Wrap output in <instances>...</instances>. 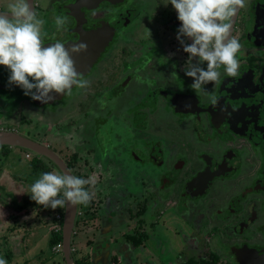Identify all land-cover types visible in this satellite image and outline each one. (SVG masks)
Returning <instances> with one entry per match:
<instances>
[{
    "label": "flooded vegetation",
    "instance_id": "1",
    "mask_svg": "<svg viewBox=\"0 0 264 264\" xmlns=\"http://www.w3.org/2000/svg\"><path fill=\"white\" fill-rule=\"evenodd\" d=\"M77 1L31 0L38 17L45 21L44 44L76 42L79 32L115 27L111 43L81 77L89 81L88 87H73L62 101L37 107L31 96L9 84L10 70H2L5 75L0 80V95L18 91L23 98L0 119H8L19 109L20 114H35L46 126L65 123L81 129L75 131L79 136L75 153L96 175L101 171L96 137L105 122L103 117L113 111L116 117L112 119L122 120L127 112L126 132L119 129L120 137L126 136L120 147L124 158L135 162L134 172L148 175L151 189L138 197L143 205L142 211L134 215L135 222L147 225L138 232V247L143 248L156 229L164 232L160 222L163 215L166 221L184 223L189 230L191 242L185 240L181 229L173 227L174 235L184 238V251L191 252L185 260L184 251L179 252V264H264V0H247V6L234 18L231 35L243 46L238 56L241 67L238 77L224 74L218 86H205L214 92L216 105L190 87L193 81L184 73L188 54L176 38L181 23L170 0H122L118 4L103 3L95 9L89 5L88 9L74 7ZM0 12H6L1 5ZM56 15L68 17L67 31H57ZM142 55L143 63L137 60ZM133 63L136 65L131 67ZM168 64L173 66L169 73ZM173 72L177 79L170 78ZM148 81H153L154 86L148 88ZM102 97L105 108L100 104ZM86 100L82 109L88 106L87 110L81 114L74 105ZM61 112L68 114L52 115ZM76 117L77 122L71 124ZM128 128L134 131L130 140ZM114 131L109 134L115 140L119 134ZM15 133L36 141L30 138L31 132L25 136ZM40 134L47 136L42 131L37 138ZM46 146L53 151L51 145ZM140 187L144 191L147 188L143 182ZM153 207L160 208L158 215L153 221H144L147 208L151 211ZM135 225L139 230L140 224ZM204 233L213 238L204 240ZM194 244L198 249L194 250Z\"/></svg>",
    "mask_w": 264,
    "mask_h": 264
},
{
    "label": "rangeland",
    "instance_id": "2",
    "mask_svg": "<svg viewBox=\"0 0 264 264\" xmlns=\"http://www.w3.org/2000/svg\"><path fill=\"white\" fill-rule=\"evenodd\" d=\"M130 1L132 0H129V2ZM8 3L9 0H0V5L6 11ZM124 10L125 7L121 9L122 14ZM137 60H141L143 63L144 56H140ZM135 63H133L131 67H134L136 65ZM166 69L169 73V70L173 69L172 64H168ZM2 70L5 72L9 71V69L0 66V80L2 76L5 75L2 74ZM220 71L223 73L224 69L221 68ZM134 73L137 74V71ZM162 81L166 80L163 79ZM154 82L148 81V88L149 86L150 88L151 86H154ZM207 86H209V84L206 85V87ZM1 91L2 89L0 88V93ZM22 98L23 93L18 91H14L11 94H1V117L7 116L9 110L13 109V107L17 105L18 101ZM102 98L103 99L100 100V104L104 101V97ZM84 102L88 103V100L77 102V104L74 105L76 106V111L81 112V114H83L88 107L86 106L84 110L82 109V106L85 105ZM102 105V107L105 108V103ZM5 112L7 114H2ZM111 112H109L110 116L103 117L105 122L97 131L96 138L99 149V162H101V171H97L96 175L92 174L93 171L90 166L83 162L82 159L78 161V170L77 168L75 170V173H77L80 178L92 179L94 181L93 185H86V189L95 193L93 200L87 206L77 205L76 220L79 221L81 217H83L82 215L84 213V217H94L91 221H95V219H97V222L99 220V226L101 228L105 229L108 224L111 225L113 235H111L109 239L102 241L104 247H108L110 253L107 264H179L180 260H178L177 255L179 252L184 251V238L185 240L190 241V236H188L187 233L189 230L185 227L184 223H176L175 220H172L170 223L168 220L166 221L163 215H160V222L164 225V232L160 233L156 229L154 233H151L148 242H146L143 247L146 250H143L142 247H138L133 243L132 238H139L140 235H138V232L143 229L145 230L144 227L147 226L145 222V225H141L140 220H136V222L140 225L137 227L139 230L135 228V212L139 214V212L142 211L140 207L143 205V201H138V197H143V194L150 193L151 189L147 184L148 181L146 177L148 175H141L138 172H134L133 165L135 162L129 159L126 160L123 156L122 147H120V145L125 141L126 136L123 134L120 137L119 129H122L124 133L126 132L125 123L128 121L125 119L128 116L127 112L124 113L122 120H120L119 117H117V120L112 119L116 116L113 111ZM67 114L68 112H61L59 114L53 113L52 115L55 117H63ZM33 115H28L27 113L20 114L19 109H16L13 116L10 115V117L6 120L2 118L0 119V133L16 134L15 132L18 131V133L25 136L27 132H31L29 133L30 138L34 137L33 139L36 141L40 140L39 142H42L45 145H51L53 150H58L59 157L62 155L68 157L70 153L75 152V146L79 142V136L76 135L75 131L78 133L81 129L77 128V130H75L74 126L71 125L68 127L65 123H62L63 121L60 122L62 124L58 125V127L55 126L56 128L52 127V125L46 126L36 119L35 114ZM37 117L39 119L40 115H37ZM82 118L83 116L81 115V119ZM77 119V117L72 119L71 124L77 122ZM49 129L52 130L50 133ZM46 130L48 131L46 132ZM112 130H117L116 133L119 134L115 140L114 136L109 134ZM42 131H45L47 136L40 134V139L37 138L38 133H42ZM128 131L129 137L127 138L130 140V136L134 135V131L130 128H128ZM70 137H72V139ZM85 148L87 149L88 146H85ZM62 150H66L67 152L65 153ZM112 155L119 157L112 158ZM102 158L106 159L103 160ZM86 159L90 164L89 157L86 156ZM44 162L47 161L44 160ZM29 164L30 156L23 149L9 147L8 151L3 152L0 147V258L7 260L4 254L9 251L11 253V260L8 264H21L24 261H26L25 264H65L62 260L61 253H55L48 245L49 235L52 231V227L54 226L49 222L52 218L50 215L51 212L48 213L40 210L41 205H38L31 199L30 187L43 173L38 171L32 173ZM50 167L53 169V172H57V170L52 166ZM90 174H92V178L89 177ZM99 174L102 175L99 176ZM141 182H143L148 189L146 188L145 191L142 190L140 187ZM99 183H101L100 186L101 188L103 187L104 190L100 189L101 191H97ZM10 193L14 196L15 200L13 199V196L8 197L11 195ZM23 198L30 200L27 208L25 210L15 211L11 206L13 205L11 199L16 203H21ZM147 203H149V201H147ZM93 204L95 206L99 205L100 207V210L98 208L94 214L92 213L91 207ZM95 206H93V208ZM137 206L138 208H135ZM158 209L160 208L153 207V210L150 211L147 208L148 211L143 216V220L146 222L149 220L153 221L154 217L158 215ZM79 212L80 215L78 214ZM111 214H114V216ZM8 217L11 218L8 220ZM13 218H16V222L12 221ZM91 221H88V223L90 224ZM122 221L127 222V224H130L131 226H123ZM88 223H84V229H82L84 235L91 238L94 230L88 229ZM77 225V227L80 226V221ZM132 226H134V230L132 229ZM175 226L183 231V239L174 235L173 227L175 228ZM123 231L128 235L133 233L132 235L134 236L130 239L129 237H124ZM98 234H100V236ZM95 236L97 238L101 237V230H98L97 233H95ZM75 238L76 237L74 236L72 237V243L74 240L75 242L78 240L79 243L80 241H83L82 236L77 239ZM210 238L213 237H210L209 234L205 235L204 233V240L208 241ZM196 239L202 242V238L199 236H197ZM194 246L196 247L194 250L198 249L195 244ZM75 247L78 248L80 245L77 247L75 243ZM94 248L96 249L95 245L92 246L91 249L89 248V250L83 249V251L79 254L77 252L76 253L77 255L88 253L91 257L92 250ZM182 253L184 260L191 254L189 251H184ZM83 264L92 263L84 260Z\"/></svg>",
    "mask_w": 264,
    "mask_h": 264
},
{
    "label": "clouds",
    "instance_id": "3",
    "mask_svg": "<svg viewBox=\"0 0 264 264\" xmlns=\"http://www.w3.org/2000/svg\"><path fill=\"white\" fill-rule=\"evenodd\" d=\"M169 3L181 23L176 38L188 54L189 64L184 73L193 81L190 87L216 105L214 92L205 86H218L224 74L239 76L238 56L242 55L243 46L231 35L232 21L247 6V0H170ZM44 23L30 0H9L7 11L0 12V66L10 70L9 84L20 87L33 100L47 103L54 99L52 93L71 94L73 87L86 89L89 81L81 78L73 60L74 55L87 51V45L80 43L69 49L58 41L45 47ZM54 23L57 31H67V16L56 15ZM185 38L192 43H186ZM221 68L223 73L219 71ZM170 78L178 77L173 72ZM93 184L92 179L70 173L45 172L31 185V199L52 210L66 205L87 206L95 193L87 190L86 185ZM0 264L8 262L0 258Z\"/></svg>",
    "mask_w": 264,
    "mask_h": 264
},
{
    "label": "water",
    "instance_id": "4",
    "mask_svg": "<svg viewBox=\"0 0 264 264\" xmlns=\"http://www.w3.org/2000/svg\"><path fill=\"white\" fill-rule=\"evenodd\" d=\"M121 2L122 0H79L76 2L74 7L77 6V7H82L83 9H88L90 6H92L90 8L95 9L97 6L103 3L118 4ZM232 24L234 25V19L232 21ZM79 34H80V38L78 41L64 43V45L69 49L72 46L78 45L80 43H85L87 45L86 52L73 56V60L77 68V71L81 74V77H83L85 74H87L90 71L93 64H95L98 61L99 57L105 51L106 47L109 45V43H111L115 34V27L102 26L99 27V29H96L92 32H86V33L79 32ZM49 44H45V47H47ZM51 95L54 96V99L48 101L47 103H42L41 101L33 100V99H32V103L37 107L43 106L45 104L51 105L54 102L62 101V98L65 94L59 95L52 93ZM239 98L243 99L245 97L241 96ZM2 135H7L8 139H4ZM2 146L26 149L32 152L33 154L42 156L47 160L51 161L58 168L61 174L70 173L66 168L65 164L53 151H51L46 145L41 144L37 141H33L31 139L13 133H0V147ZM76 214H77V205L75 206L66 205L64 207L62 228H61V235H62L61 244H62V255L65 264H73V260L71 258L70 245H71L72 233L74 228V222L76 220Z\"/></svg>",
    "mask_w": 264,
    "mask_h": 264
},
{
    "label": "trees",
    "instance_id": "5",
    "mask_svg": "<svg viewBox=\"0 0 264 264\" xmlns=\"http://www.w3.org/2000/svg\"><path fill=\"white\" fill-rule=\"evenodd\" d=\"M3 114V113H2ZM1 116V115H0ZM23 122H25V121H23ZM2 148V150H3V152H6V151H8V148L7 147H1ZM51 148H52V146H51ZM5 149V150H4ZM27 154H29V156H30V168H31V172L32 173H35L36 171H38V172H41V173H45V172H53L52 170V168L50 167V166H52L54 169H56L57 170V172L58 173H61L59 170H58V168L51 162V161H49V160H47L46 158H44V157H42V156H39V155H36V154H33L32 152H30V151H28V150H26V149H23ZM53 150V149H52ZM54 151V153L55 154H58V156H59V153H58V150L56 151V150H53ZM63 151V150H62ZM63 152H67L66 150H64ZM63 152H61V153H63ZM61 158H62V160L64 161V163H65V166H66V168L68 169V171L72 174V175H75V176H77V177H80L79 175H77V173H75V170H76V168H77V170H78V161L81 159V157L79 156V153H70L69 155H68V157H66V156H64V155H62L61 156ZM44 160L45 161H47V162H44ZM77 172V171H76ZM37 176V175H36ZM11 194V193H10ZM12 197L13 195L11 194V195H9L8 197ZM13 199L15 200V198H14V196H13ZM14 200H12L11 199V201H12V203H13V205H11L13 208H14V210L15 211H21V210H25L26 208H27V205L29 204V202H30V200L29 199H25V198H23V200L21 201V203H16ZM41 209L40 210H43V211H46V212H48V213H50L51 212V216H52V218L50 219V224H52V225H60L61 226V228H62V219H63V213H64V208H62V209H56V210H52L51 208H45L44 206H42L41 205V207H40ZM56 215H59L60 216V220H57L56 218H55V216ZM83 217H81V219L79 220L80 221V225L82 224V221L84 220L85 221V217H84V215H82ZM11 217H8V220L10 219ZM12 221L13 222H16V218H13L12 219ZM79 221H77V220H75V222H74V227L77 225V223L79 222ZM72 237H73V235H72ZM131 237H133V236H130L129 237V239L131 238ZM132 240H133V243H134V245H139L140 244V237L139 238H137V237H134V238H132ZM61 242H62V235H61V230L60 231H58V232H55V231H51L50 232V235H49V241H48V245H49V247L53 250L54 249V247L56 246V245H58V244H61ZM71 244H72V239H71ZM55 252V251H54ZM55 253H57V252H55ZM60 254V253H59ZM6 257V261L8 262V263H10V260H11V253L8 251V252H6L5 254H4ZM61 257H62V260H63V262L65 263V261H64V258H63V255L61 254ZM71 258H72V260H73V264H83V261L79 258V257H77V255H76V253L75 254H73V253H71ZM25 262L26 261H24V262H22L21 264H25ZM17 264H20V263H17ZM27 264V263H26ZM187 264V263H186ZM188 264H191L190 262L188 263ZM200 264H206V262L205 261H202V263L200 262Z\"/></svg>",
    "mask_w": 264,
    "mask_h": 264
},
{
    "label": "crops",
    "instance_id": "6",
    "mask_svg": "<svg viewBox=\"0 0 264 264\" xmlns=\"http://www.w3.org/2000/svg\"><path fill=\"white\" fill-rule=\"evenodd\" d=\"M10 148H14V147H10ZM89 177L92 178V174H90ZM100 184L101 183L98 184L97 191H101L100 189L104 190L103 187L101 188ZM93 206H95V205L93 204ZM93 206H91V207H92V213L94 214V213H96V211H97L98 208L100 210V207H99V205H97V206H95L93 208ZM83 215H84V213H83ZM111 215L114 216V214H111ZM92 218H94V217L93 216L90 217V218L89 217H85L84 218L85 221L83 220L82 221V224L79 227H77L78 225L75 226V231L73 233V236L76 237L75 239L80 238V236H82L83 237V241H80V243H79L78 240H76V242L74 240V242L72 243V248H74L76 251L73 252V254H75L76 252L79 254L80 252L83 251V249L84 250H89V248L91 249L92 246L95 245L96 249L94 248L92 250L91 257H90V255L88 253H84V254H80V255H77V253H76L77 257H79L82 261L85 260V261H88L89 263H92V264H98V263H100V264H107V260L109 259L110 253H109L108 247H104V244H103L102 241H105L106 239H109L110 236L113 235L112 234V227H111L110 224H108L105 227V229L104 228H101L99 226V220L97 222H96L97 219H95V221H91ZM88 221H91L90 224L88 223ZM84 223H88L89 224V225H87L89 230H94V233L92 234L91 238L90 237H87L83 233V229H84L83 228V224ZM122 225L123 226H129L130 224H127V222H123L122 221ZM98 230H101V237H98L97 238L95 236V233H97ZM123 233H124V231H123ZM98 235L100 236V234H98ZM126 235L127 234L124 233V237ZM75 243H76L77 247L79 245H80V247L76 248L75 247ZM84 252H87V251H84Z\"/></svg>",
    "mask_w": 264,
    "mask_h": 264
},
{
    "label": "built area",
    "instance_id": "7",
    "mask_svg": "<svg viewBox=\"0 0 264 264\" xmlns=\"http://www.w3.org/2000/svg\"><path fill=\"white\" fill-rule=\"evenodd\" d=\"M80 215V212L78 213ZM55 218L57 220H60V216L56 215ZM61 230V226L60 225H54L52 227V231L58 232ZM74 233V232H73ZM53 251L57 252V253H61L62 252V244H58L54 247ZM76 250L74 248L71 247V253L75 252Z\"/></svg>",
    "mask_w": 264,
    "mask_h": 264
},
{
    "label": "bare ground",
    "instance_id": "8",
    "mask_svg": "<svg viewBox=\"0 0 264 264\" xmlns=\"http://www.w3.org/2000/svg\"><path fill=\"white\" fill-rule=\"evenodd\" d=\"M2 137H3L4 139H8V136H7V135H2Z\"/></svg>",
    "mask_w": 264,
    "mask_h": 264
}]
</instances>
